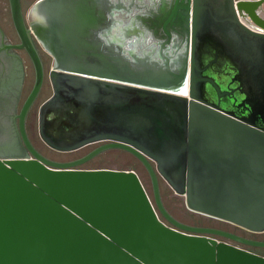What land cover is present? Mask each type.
<instances>
[{"label": "water", "instance_id": "1", "mask_svg": "<svg viewBox=\"0 0 264 264\" xmlns=\"http://www.w3.org/2000/svg\"><path fill=\"white\" fill-rule=\"evenodd\" d=\"M35 81L20 115L28 154L0 159V264H264L187 227L191 212L264 232V0H8ZM53 62L38 111L50 149L100 144L73 162L43 157L25 122L45 83L30 34ZM120 149L146 168L83 169ZM243 243L264 248V243Z\"/></svg>", "mask_w": 264, "mask_h": 264}, {"label": "flooded vegetation", "instance_id": "2", "mask_svg": "<svg viewBox=\"0 0 264 264\" xmlns=\"http://www.w3.org/2000/svg\"><path fill=\"white\" fill-rule=\"evenodd\" d=\"M30 38L39 52L45 69V83L43 89L36 102L31 107L25 122L26 132L32 143L30 136L31 126H34L32 120L35 115L36 104L39 98L48 91L46 83V66L48 63L52 65L53 58L45 52L42 43L33 33L30 34ZM21 45L22 41L18 36L14 25L13 29H9L0 19V159L7 156H21L29 153L20 133V119L18 116L20 115L22 107L33 88L34 83L29 94L25 96L31 80L34 79L35 81V70L27 51L18 48V46ZM170 214L177 222L187 227L223 231L235 236L243 242L264 243V238L256 236L257 233L245 230L230 223L227 225H219L215 223L188 222L176 217L173 213ZM211 237L219 242L228 243L241 250L264 256V248L262 247L253 246L222 236Z\"/></svg>", "mask_w": 264, "mask_h": 264}, {"label": "rangeland", "instance_id": "3", "mask_svg": "<svg viewBox=\"0 0 264 264\" xmlns=\"http://www.w3.org/2000/svg\"><path fill=\"white\" fill-rule=\"evenodd\" d=\"M37 0H21L22 7L25 13L29 11V9L33 6V4ZM0 19L3 24L9 29H13V21L11 17L10 7L8 0H0ZM51 69V64L48 63L46 66V75H47V87L48 91L45 92L38 100L36 104L35 115L33 116L32 123L34 126H31L30 136L32 139L33 146L36 150L45 158L55 162H71L78 160L95 148L100 146V144H94L87 146L83 149L74 152L62 153L57 152L55 150L50 149L45 143L41 140L38 132V111L41 104L46 101L52 95V88L49 82L48 74ZM34 83V79L31 80V83L25 93L27 96L32 88ZM83 169H111L118 171H134L140 178L145 190L147 191L149 197L152 201H154L153 197V189L150 176L144 167V165L131 153L120 150V149H110L99 156H97L94 160L85 164ZM160 189L162 194V199L165 207L170 213H173L176 217L182 219L183 221L188 222H204V223H215V224H228L224 221H220L211 217L203 216L198 213L191 212L187 209L185 205L184 197L178 196L174 193V191L169 187V185L160 178ZM256 236L259 238H264L263 233H257Z\"/></svg>", "mask_w": 264, "mask_h": 264}, {"label": "bare ground", "instance_id": "4", "mask_svg": "<svg viewBox=\"0 0 264 264\" xmlns=\"http://www.w3.org/2000/svg\"><path fill=\"white\" fill-rule=\"evenodd\" d=\"M263 16H264V14H263Z\"/></svg>", "mask_w": 264, "mask_h": 264}]
</instances>
